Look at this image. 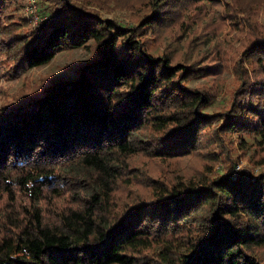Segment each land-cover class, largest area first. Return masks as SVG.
<instances>
[{"label":"trees","instance_id":"16d2710c","mask_svg":"<svg viewBox=\"0 0 264 264\" xmlns=\"http://www.w3.org/2000/svg\"><path fill=\"white\" fill-rule=\"evenodd\" d=\"M9 1L20 0H0V76L68 47L92 44V57L0 103V264H264V166L235 168L230 154L245 134L264 143V27L241 50L249 68L234 59L227 103L207 110L211 92L189 81L219 62L173 60L148 33L190 0H140L133 22L96 0H35L31 22L5 13ZM202 149L224 166L151 175L147 196L114 208L129 154Z\"/></svg>","mask_w":264,"mask_h":264},{"label":"rangeland","instance_id":"374dc122","mask_svg":"<svg viewBox=\"0 0 264 264\" xmlns=\"http://www.w3.org/2000/svg\"><path fill=\"white\" fill-rule=\"evenodd\" d=\"M99 10L122 22H133L143 11L140 0H96ZM190 0L182 12L176 14L171 22L160 25L154 32L155 49H165L173 60L196 61L197 63L219 62L216 71L208 72L190 79V84L199 85L211 92L207 110L218 109L227 103L229 89L236 82L233 62L242 57V64L249 68L243 59L244 42L254 32L253 28L264 27V0ZM31 0L9 1L3 11L15 16H25L31 22L39 19V3L31 12L27 5ZM241 6L233 8V6ZM38 12V13H37ZM37 14L38 18L34 15ZM92 44L68 47L59 50L48 61L26 69L19 76L5 78L0 76V103L18 95L37 89L44 77L60 78L70 75L65 68L73 61L92 57ZM245 143H234L230 154L235 168L239 165H252L255 170L264 166V143L251 134L244 135ZM127 169L116 180L113 189L114 208L123 206L133 197L147 196L150 189L148 177L159 176L165 180L196 177L204 172L220 170L226 161L221 156L214 158L202 149L190 152L175 159L153 157L137 151L126 157ZM264 262V246L259 249Z\"/></svg>","mask_w":264,"mask_h":264},{"label":"built area","instance_id":"2783aa9c","mask_svg":"<svg viewBox=\"0 0 264 264\" xmlns=\"http://www.w3.org/2000/svg\"><path fill=\"white\" fill-rule=\"evenodd\" d=\"M32 2L27 5L28 10L33 12L36 9L35 0H31ZM38 13V12H37ZM35 18H38L37 14L34 15Z\"/></svg>","mask_w":264,"mask_h":264}]
</instances>
